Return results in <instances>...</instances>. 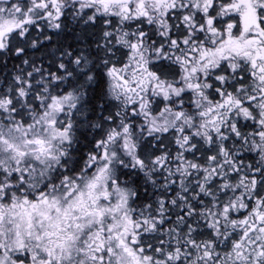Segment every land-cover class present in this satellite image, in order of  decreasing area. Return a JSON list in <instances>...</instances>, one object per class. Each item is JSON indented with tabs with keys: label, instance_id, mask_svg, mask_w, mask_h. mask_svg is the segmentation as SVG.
Returning a JSON list of instances; mask_svg holds the SVG:
<instances>
[{
	"label": "snow or ice",
	"instance_id": "obj_1",
	"mask_svg": "<svg viewBox=\"0 0 264 264\" xmlns=\"http://www.w3.org/2000/svg\"><path fill=\"white\" fill-rule=\"evenodd\" d=\"M0 264H264V0H0Z\"/></svg>",
	"mask_w": 264,
	"mask_h": 264
}]
</instances>
